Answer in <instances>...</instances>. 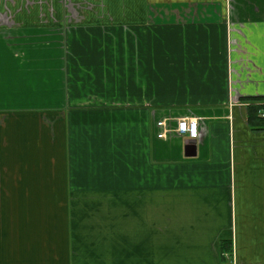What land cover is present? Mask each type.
<instances>
[{
    "label": "crops",
    "instance_id": "obj_1",
    "mask_svg": "<svg viewBox=\"0 0 264 264\" xmlns=\"http://www.w3.org/2000/svg\"><path fill=\"white\" fill-rule=\"evenodd\" d=\"M262 103L264 0H0V264H264Z\"/></svg>",
    "mask_w": 264,
    "mask_h": 264
},
{
    "label": "built area",
    "instance_id": "obj_2",
    "mask_svg": "<svg viewBox=\"0 0 264 264\" xmlns=\"http://www.w3.org/2000/svg\"><path fill=\"white\" fill-rule=\"evenodd\" d=\"M260 114L264 117V108L260 110ZM164 123H165L164 121H160L158 124L163 127L165 126ZM193 124H195V127H196V132H197L196 137H197L198 136V122L196 119H193V118L180 119L178 121V126L176 128V131L182 135H187L189 138H193V136L191 135V128ZM165 134H166V130H163L159 135L164 136Z\"/></svg>",
    "mask_w": 264,
    "mask_h": 264
},
{
    "label": "trees",
    "instance_id": "obj_3",
    "mask_svg": "<svg viewBox=\"0 0 264 264\" xmlns=\"http://www.w3.org/2000/svg\"><path fill=\"white\" fill-rule=\"evenodd\" d=\"M254 100H256V99H254ZM263 108H264V103L257 104L255 106L250 107L249 110L252 113V117H254V118H263L264 119V117L259 112Z\"/></svg>",
    "mask_w": 264,
    "mask_h": 264
},
{
    "label": "clouds",
    "instance_id": "obj_4",
    "mask_svg": "<svg viewBox=\"0 0 264 264\" xmlns=\"http://www.w3.org/2000/svg\"><path fill=\"white\" fill-rule=\"evenodd\" d=\"M191 135L193 136V138H195L197 135L195 124L192 125Z\"/></svg>",
    "mask_w": 264,
    "mask_h": 264
},
{
    "label": "water",
    "instance_id": "obj_5",
    "mask_svg": "<svg viewBox=\"0 0 264 264\" xmlns=\"http://www.w3.org/2000/svg\"><path fill=\"white\" fill-rule=\"evenodd\" d=\"M191 141H194V139H192Z\"/></svg>",
    "mask_w": 264,
    "mask_h": 264
}]
</instances>
